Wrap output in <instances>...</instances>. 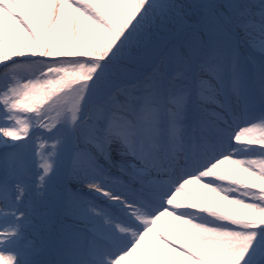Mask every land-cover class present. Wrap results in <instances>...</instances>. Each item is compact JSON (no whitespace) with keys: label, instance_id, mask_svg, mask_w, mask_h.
<instances>
[{"label":"snow or ice","instance_id":"1","mask_svg":"<svg viewBox=\"0 0 264 264\" xmlns=\"http://www.w3.org/2000/svg\"><path fill=\"white\" fill-rule=\"evenodd\" d=\"M0 264H264V0H0Z\"/></svg>","mask_w":264,"mask_h":264}]
</instances>
